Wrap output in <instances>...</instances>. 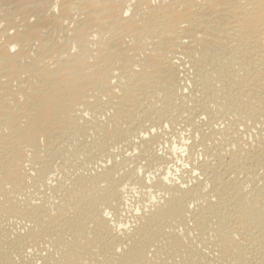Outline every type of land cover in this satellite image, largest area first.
<instances>
[{
  "label": "bare ground",
  "instance_id": "1",
  "mask_svg": "<svg viewBox=\"0 0 264 264\" xmlns=\"http://www.w3.org/2000/svg\"><path fill=\"white\" fill-rule=\"evenodd\" d=\"M0 264H264V0H0Z\"/></svg>",
  "mask_w": 264,
  "mask_h": 264
}]
</instances>
